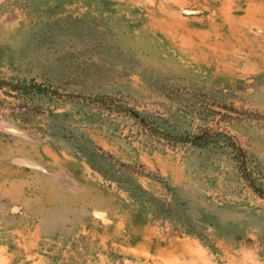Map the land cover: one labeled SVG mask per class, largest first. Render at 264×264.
Here are the masks:
<instances>
[{"label": "rangeland", "instance_id": "obj_1", "mask_svg": "<svg viewBox=\"0 0 264 264\" xmlns=\"http://www.w3.org/2000/svg\"><path fill=\"white\" fill-rule=\"evenodd\" d=\"M256 188L264 0H0V264H264Z\"/></svg>", "mask_w": 264, "mask_h": 264}, {"label": "trees", "instance_id": "obj_2", "mask_svg": "<svg viewBox=\"0 0 264 264\" xmlns=\"http://www.w3.org/2000/svg\"><path fill=\"white\" fill-rule=\"evenodd\" d=\"M19 89H28V90H32V91H36L38 93H43V94H49V95H58L60 96L59 92L57 90L51 89L50 87H45L42 84H38V83H31V84H25L22 85L21 87H17ZM226 139H228L230 142V146L233 147V149L237 150L239 153H242V149L234 142L233 140V136L231 134H229L228 132L225 133L223 135ZM217 138H219L217 136ZM214 136H202V135H186V136H180L177 137V139L179 141H187V142H191L193 145L196 146H207L211 143H215L217 142L219 139H217ZM257 192H259V194L261 196L264 197V190L261 188H256Z\"/></svg>", "mask_w": 264, "mask_h": 264}]
</instances>
